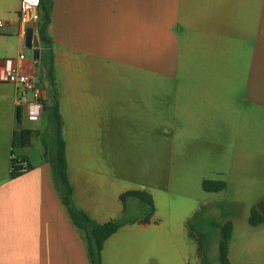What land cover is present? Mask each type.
I'll use <instances>...</instances> for the list:
<instances>
[{
    "label": "crops",
    "instance_id": "obj_1",
    "mask_svg": "<svg viewBox=\"0 0 264 264\" xmlns=\"http://www.w3.org/2000/svg\"><path fill=\"white\" fill-rule=\"evenodd\" d=\"M19 4L3 20L0 61L14 60L38 84ZM48 34L73 206L102 224L121 217L125 192L146 191L154 204L148 223L127 224L104 242L101 264H201L188 237L191 217L171 219L169 158L141 161L135 151L152 150L155 140L168 150L171 118L214 125L211 118L234 117L235 101L264 111V0H51ZM42 87L48 99L46 82ZM18 97L13 85L0 83V264H89L84 235L53 180L52 156L33 143L44 140L47 111L37 122L20 116L17 126ZM18 128L30 132L15 152L29 170L11 177ZM45 134L51 139L50 120ZM125 208L135 213L136 201L127 199Z\"/></svg>",
    "mask_w": 264,
    "mask_h": 264
},
{
    "label": "rangeland",
    "instance_id": "obj_2",
    "mask_svg": "<svg viewBox=\"0 0 264 264\" xmlns=\"http://www.w3.org/2000/svg\"><path fill=\"white\" fill-rule=\"evenodd\" d=\"M17 2L0 0V19L5 20ZM34 46L31 50H24L30 57ZM233 110V118H211L214 125L209 126L205 120L197 124V120L203 118L197 119L196 116L186 119L184 125L179 124V119L171 118L168 150H162L155 140L152 150H138L134 153L136 159L141 161L169 158L171 178L167 197L172 220L179 221L188 216L192 218L200 207L207 206L206 212L192 223L194 232L203 233L206 239H211L206 264H217L216 242L219 233L211 226L213 221L221 220L217 204L226 206L229 211L226 220L232 223L228 243L230 263L264 264V223L252 227L247 222L252 208L264 215V111L245 110L240 101L233 103ZM48 114L49 109L40 121L41 138L44 140L34 138L33 143L41 154L53 157L54 143L45 134L49 124ZM25 120L22 119V122ZM179 127L183 130H177ZM31 152L36 155L35 149ZM122 157L129 159L132 156L123 150ZM204 180L224 182L225 188L220 192H205L201 188ZM157 183L162 184L160 181ZM165 208L162 203L158 206L160 213ZM129 214L134 213L130 211ZM163 233L167 234L168 228H164Z\"/></svg>",
    "mask_w": 264,
    "mask_h": 264
},
{
    "label": "trees",
    "instance_id": "obj_3",
    "mask_svg": "<svg viewBox=\"0 0 264 264\" xmlns=\"http://www.w3.org/2000/svg\"><path fill=\"white\" fill-rule=\"evenodd\" d=\"M51 23V0H39L38 21L35 26L37 37L36 49L39 52L38 60L35 63L37 72L40 73L38 85L42 87V82H46L49 98L44 103V111L49 109V120L52 123V137L55 151L54 156L49 159V164L53 180L58 188L59 197L71 224L80 230L85 239L86 257L89 264H101V253L104 242L121 227L139 222L148 223L154 213V204L150 194L146 191H128L119 196L123 205L121 217L117 220H111L99 224L91 220L84 212L76 209L72 203V188L66 175L65 144L61 135V118L58 107V96L53 67V41L48 34V28ZM43 88V87H42ZM16 124L19 126L20 111L16 108ZM30 140V132L18 128L12 139V151L10 159V175L15 177L19 175L20 161L16 151L25 148ZM46 157V153L43 154ZM15 157V158H14ZM17 158V159H16ZM201 188L205 192H220L225 188V183L221 181L204 180L201 182ZM127 199H132L137 203V211L129 214L126 211L125 204ZM216 208L221 212V220L211 223L214 231L218 230V240L216 242V263L230 264L228 260V243L232 232V223L226 220L229 211L223 204H217ZM207 210V206L200 207L199 211L187 221L188 237L193 239L197 246L201 264H206V254L210 243V238L200 232L192 230V223L196 218L202 216ZM247 222L255 227L264 223V215L260 214L255 208L250 209Z\"/></svg>",
    "mask_w": 264,
    "mask_h": 264
},
{
    "label": "built area",
    "instance_id": "obj_4",
    "mask_svg": "<svg viewBox=\"0 0 264 264\" xmlns=\"http://www.w3.org/2000/svg\"><path fill=\"white\" fill-rule=\"evenodd\" d=\"M38 7L39 0H20L18 22L23 34L27 28L32 30L35 28L38 21ZM6 26L7 22L0 19V29ZM17 59L18 61H24L25 57L20 53ZM0 83L13 85L19 93L17 108L20 111V116L28 122H37L40 119L44 112L46 94L27 69L17 67L12 59L0 61ZM18 160L20 161L19 174L27 172L29 170L27 161L24 158Z\"/></svg>",
    "mask_w": 264,
    "mask_h": 264
},
{
    "label": "water",
    "instance_id": "obj_5",
    "mask_svg": "<svg viewBox=\"0 0 264 264\" xmlns=\"http://www.w3.org/2000/svg\"><path fill=\"white\" fill-rule=\"evenodd\" d=\"M33 30L31 28H27L24 32V39H23V47L25 50H31L32 49V32ZM39 57V52L37 49H33L32 51V60L36 62Z\"/></svg>",
    "mask_w": 264,
    "mask_h": 264
}]
</instances>
